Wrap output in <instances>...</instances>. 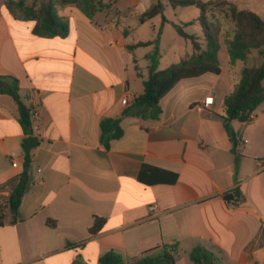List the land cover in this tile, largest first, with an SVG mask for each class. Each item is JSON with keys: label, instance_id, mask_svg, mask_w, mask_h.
<instances>
[{"label": "crops", "instance_id": "0c3cea01", "mask_svg": "<svg viewBox=\"0 0 264 264\" xmlns=\"http://www.w3.org/2000/svg\"><path fill=\"white\" fill-rule=\"evenodd\" d=\"M6 1L0 0V76L15 78L26 106L37 108L39 145L16 221L3 214L0 264H99L109 251L134 258L163 244L177 245L176 264H194L199 247L219 264H264V101L249 122H231L235 148L222 120L226 97L245 67L263 62L260 52L231 62L222 45L220 74L180 81L162 99L159 119L122 116L143 93L154 49L128 46L159 36L161 52L171 22L139 21L158 0H99L108 6L92 18L75 5L58 6L69 23L64 38L34 35L36 22L16 18ZM163 5L165 13L171 6ZM148 24L152 36L141 39ZM207 97L213 103L204 108ZM109 118H121L123 135L106 147L100 123ZM25 137L16 101L0 93V192L11 184L12 190L23 172ZM143 165L168 181L141 183ZM235 191L239 200L228 202L224 196L237 198ZM96 217L105 223L91 236Z\"/></svg>", "mask_w": 264, "mask_h": 264}, {"label": "trees", "instance_id": "16d2710c", "mask_svg": "<svg viewBox=\"0 0 264 264\" xmlns=\"http://www.w3.org/2000/svg\"><path fill=\"white\" fill-rule=\"evenodd\" d=\"M173 9L182 7H195L199 10L197 19L202 31V39L199 36L190 34L184 30L191 25V22L182 25L174 24L178 35L192 44L193 52L186 59L172 64L166 69L160 70L161 59L159 36L153 41L139 42L133 46H128L129 50L140 47L154 46L153 51L148 55L149 66L147 78L143 82V93L126 108L122 116H133L141 119H159L162 109L160 103L162 99L182 80L198 78L205 74L219 75L221 65L219 61V51L223 45L221 42L219 27L211 22L207 16L209 9L231 10V17L234 22L235 31L233 37L226 38L225 47L231 62L245 60L253 51H259L263 56V62L258 66L245 67L241 73V79L235 86L234 91L225 99V116L222 117L223 123L234 148L237 141L231 130V122L238 120L247 123L251 120L255 109L264 101V19L251 10H239L235 4L228 0H168ZM75 5L89 18L95 13L107 7L99 0H7V8L16 18L25 21H34L36 25L33 34L36 36L67 37L69 34V23L60 17L56 11L58 6ZM161 17L162 22H166L164 17V5L158 0L140 17L139 21L145 23ZM0 93H6L13 97L19 109V122L26 137L22 141L24 155L23 172L17 178V182L12 188L7 199L9 212L12 221H16L18 208L28 184V170L32 161L34 149L39 145V140L34 136L32 126V115L30 108L26 106L19 95V84L15 78L0 76ZM100 140L106 147L110 141L119 139L123 135L121 118L104 119L100 123ZM163 171L143 165L139 173V181L143 184L164 183L168 181L162 176ZM169 179L172 183L177 176L171 175ZM2 187H0V190ZM235 196L226 194L224 198L228 202L238 201L237 191ZM3 222V214L0 215V225ZM105 220L96 217L93 225L89 228L91 236L97 235ZM48 225L56 226V222L48 220ZM177 245L163 244L154 249L148 250L139 257L125 258L120 253L109 251L99 259V264H176L175 254ZM191 260L194 264H219L220 258L204 248H196L191 253Z\"/></svg>", "mask_w": 264, "mask_h": 264}, {"label": "rangeland", "instance_id": "374dc122", "mask_svg": "<svg viewBox=\"0 0 264 264\" xmlns=\"http://www.w3.org/2000/svg\"><path fill=\"white\" fill-rule=\"evenodd\" d=\"M153 1V0H148ZM163 4L169 6L167 0H161ZM201 1H209V0H201ZM213 1V0H212ZM235 4V6L239 10H251L256 12L264 19V0H228ZM32 0H27V3H31ZM165 2V3H164ZM108 4V3H105ZM146 5V4H145ZM207 16L211 22H213L216 26L219 27V34L221 38V42L225 45L227 42L226 38L233 37L235 27L234 22L231 17V10L226 8L224 10L219 9H209ZM164 17L171 21L168 26L165 28L163 43L161 47V65L160 69H165L172 64L180 62L185 56V54H190L192 52V44L190 41L182 39L175 27L174 24L182 25L184 23L191 22V25L184 28V30L190 34H196L200 38V42L203 41L201 27L197 21L199 17V10L195 7H179L176 10L172 9V7H167ZM150 25H146L142 30L143 34L141 39H148L151 37V33H147ZM151 31V29H150ZM180 42V49H178V43ZM153 51V48H152ZM151 51V52H152ZM246 65H254V63L250 61H246ZM12 185V184H11ZM9 186L4 191L0 192V215L4 214L6 211H9L7 205V199L10 195V190L12 186Z\"/></svg>", "mask_w": 264, "mask_h": 264}, {"label": "built area", "instance_id": "2783aa9c", "mask_svg": "<svg viewBox=\"0 0 264 264\" xmlns=\"http://www.w3.org/2000/svg\"><path fill=\"white\" fill-rule=\"evenodd\" d=\"M129 93L126 94L125 98L122 100V104L127 106L129 105V98H130ZM213 103V98L212 97H207L205 98L204 102H203V107L204 108H209L210 105ZM30 113L32 116H36L37 115V108L34 106L33 108L30 109ZM13 166H17V164L13 163ZM149 210L151 213H153V215H155L154 213L157 211V207L155 205H152L149 207Z\"/></svg>", "mask_w": 264, "mask_h": 264}]
</instances>
